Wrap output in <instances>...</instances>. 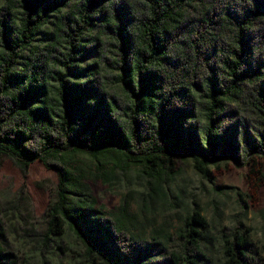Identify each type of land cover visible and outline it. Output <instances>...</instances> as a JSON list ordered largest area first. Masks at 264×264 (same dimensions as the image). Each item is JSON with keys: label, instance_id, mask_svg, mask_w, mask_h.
<instances>
[{"label": "trees", "instance_id": "16d2710c", "mask_svg": "<svg viewBox=\"0 0 264 264\" xmlns=\"http://www.w3.org/2000/svg\"><path fill=\"white\" fill-rule=\"evenodd\" d=\"M69 1L5 0L0 8V156L21 172L39 162L57 175L45 241L67 225L90 264H202L209 224L198 212L164 238L134 233L124 211L112 218L82 209L70 169L80 155L97 170L138 167L150 188L186 159L204 178L226 161L261 181L264 0ZM67 6L51 22V40L33 45L48 15ZM92 21L115 47L116 88L103 63L82 64ZM220 243L221 264H264L239 222Z\"/></svg>", "mask_w": 264, "mask_h": 264}, {"label": "rangeland", "instance_id": "374dc122", "mask_svg": "<svg viewBox=\"0 0 264 264\" xmlns=\"http://www.w3.org/2000/svg\"><path fill=\"white\" fill-rule=\"evenodd\" d=\"M4 2L0 0V8ZM77 2L71 0L69 4ZM105 4L107 1H101L94 10L103 9ZM70 10L67 6L60 14L50 13L33 45L42 47L49 42L53 34L51 22ZM101 23L92 21L91 32H83L82 44L88 51H82V64L103 63L109 71L108 83L116 88L112 84L122 73L110 68L111 60L117 59L116 50L111 40L102 35ZM91 48L96 52L89 51ZM72 166L70 171L77 175L81 186L73 199L84 210L94 206L112 218L121 217L124 211L132 221L128 224L130 231L158 238L175 233L183 220L196 211L209 224L202 232L201 244L206 255L202 264H221L220 233L239 222L264 257V178L260 181V176L252 174L248 166L221 161L217 167L211 166L209 177L204 178L186 159L178 163V173L171 180L150 188L138 167L121 170L104 165L97 170L83 155ZM56 185L55 172L41 163L35 162L21 172L9 158L0 156V264H90L85 247L67 225L61 236L49 235L47 241L44 239Z\"/></svg>", "mask_w": 264, "mask_h": 264}]
</instances>
